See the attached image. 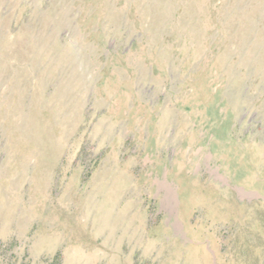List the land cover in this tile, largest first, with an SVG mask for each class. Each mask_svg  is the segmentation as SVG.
Masks as SVG:
<instances>
[{
    "label": "rangeland",
    "instance_id": "374dc122",
    "mask_svg": "<svg viewBox=\"0 0 264 264\" xmlns=\"http://www.w3.org/2000/svg\"><path fill=\"white\" fill-rule=\"evenodd\" d=\"M0 264H264V0H0Z\"/></svg>",
    "mask_w": 264,
    "mask_h": 264
}]
</instances>
